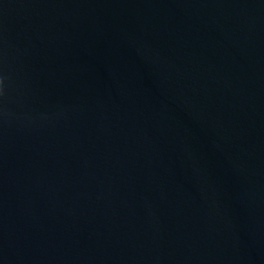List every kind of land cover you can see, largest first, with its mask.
<instances>
[{"label":"water","instance_id":"1","mask_svg":"<svg viewBox=\"0 0 264 264\" xmlns=\"http://www.w3.org/2000/svg\"><path fill=\"white\" fill-rule=\"evenodd\" d=\"M0 264H264V0H0Z\"/></svg>","mask_w":264,"mask_h":264},{"label":"clouds","instance_id":"2","mask_svg":"<svg viewBox=\"0 0 264 264\" xmlns=\"http://www.w3.org/2000/svg\"><path fill=\"white\" fill-rule=\"evenodd\" d=\"M2 86H3V81L0 80V95H2Z\"/></svg>","mask_w":264,"mask_h":264}]
</instances>
